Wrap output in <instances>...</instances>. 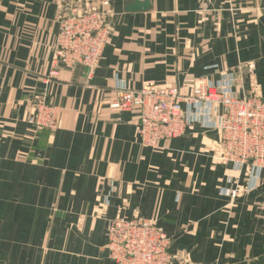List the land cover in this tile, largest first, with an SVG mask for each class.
Wrapping results in <instances>:
<instances>
[{
  "label": "crops",
  "instance_id": "1",
  "mask_svg": "<svg viewBox=\"0 0 264 264\" xmlns=\"http://www.w3.org/2000/svg\"><path fill=\"white\" fill-rule=\"evenodd\" d=\"M77 1L0 0V264H115L106 233L119 217L163 231L173 264H264V182L216 159L217 131L194 124L149 148L136 112L109 110L122 87L189 95L228 75L237 96L264 99V0L138 12L105 0L112 32L93 75L77 65L50 78L58 18ZM42 97L55 130L27 122Z\"/></svg>",
  "mask_w": 264,
  "mask_h": 264
},
{
  "label": "built area",
  "instance_id": "2",
  "mask_svg": "<svg viewBox=\"0 0 264 264\" xmlns=\"http://www.w3.org/2000/svg\"><path fill=\"white\" fill-rule=\"evenodd\" d=\"M108 1L99 5L78 0L59 18V32L52 50L53 78L61 69L84 66L93 75L108 42L112 26ZM236 78L228 75L216 84L197 80L189 95L177 87L143 85L139 90L120 88L117 99L109 103L114 114L136 112L137 134L145 147L156 148L161 141L180 137L194 124L220 135L216 159L240 170L249 167L252 176L264 182V99L257 95L239 97L234 91ZM27 122L35 129L55 130L58 110L45 97L33 107ZM231 199L237 190L224 191ZM106 248L115 264H173L168 253L170 238L146 220L110 221Z\"/></svg>",
  "mask_w": 264,
  "mask_h": 264
},
{
  "label": "water",
  "instance_id": "3",
  "mask_svg": "<svg viewBox=\"0 0 264 264\" xmlns=\"http://www.w3.org/2000/svg\"><path fill=\"white\" fill-rule=\"evenodd\" d=\"M149 8V1L148 0H134L130 1L126 7L128 12H138L147 10Z\"/></svg>",
  "mask_w": 264,
  "mask_h": 264
},
{
  "label": "rangeland",
  "instance_id": "4",
  "mask_svg": "<svg viewBox=\"0 0 264 264\" xmlns=\"http://www.w3.org/2000/svg\"><path fill=\"white\" fill-rule=\"evenodd\" d=\"M72 69V68H71Z\"/></svg>",
  "mask_w": 264,
  "mask_h": 264
}]
</instances>
